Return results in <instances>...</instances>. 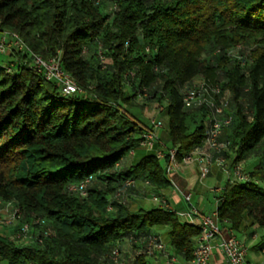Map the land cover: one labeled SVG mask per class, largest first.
Segmentation results:
<instances>
[{"label": "trees", "instance_id": "obj_1", "mask_svg": "<svg viewBox=\"0 0 264 264\" xmlns=\"http://www.w3.org/2000/svg\"><path fill=\"white\" fill-rule=\"evenodd\" d=\"M0 32L43 59L58 56L81 90L62 96L27 55L0 67V203L16 212L13 235L29 229L24 239L0 236V263L150 264L154 227L190 261L198 227L125 201L135 189L126 180L167 187L164 166L153 154L114 166L150 130L134 106L160 108L178 163L205 145L209 107L182 101L197 76L228 101L225 159L259 158L249 181L224 185L219 224L237 231L249 217L264 228V0H0ZM88 177L86 198L68 191Z\"/></svg>", "mask_w": 264, "mask_h": 264}, {"label": "built area", "instance_id": "obj_2", "mask_svg": "<svg viewBox=\"0 0 264 264\" xmlns=\"http://www.w3.org/2000/svg\"><path fill=\"white\" fill-rule=\"evenodd\" d=\"M0 54H7L8 57L11 54L27 55L30 58L29 65L31 69L39 74L45 81L53 82L58 87L59 93L62 96H71L81 93L75 81L60 67L58 56L43 59L34 55L16 34L0 32ZM10 66H12V64H10ZM8 71H10V69H8ZM182 95V101L185 107L207 106L210 109L207 117L209 124L205 139V146L209 153L196 155V157L194 155L195 151L187 154L182 159V162H190L194 158L198 160L200 162L198 168L199 177L200 179H204L209 174V167L213 163L219 167L226 166L227 159H225L222 153L227 149V144L220 142L219 138L223 129L231 122L230 116H224V112L228 110V101L225 98L219 97V88L216 85L208 86L202 84L197 86L191 82L189 89L186 92L183 90ZM215 101H217V103H215ZM149 126L150 130L142 134L138 148H143L148 153L153 154L158 161L160 159L167 160L164 164V171L168 178L177 168L176 148L159 149L157 146V131L161 128V124L155 120H151ZM132 152L133 151H130L129 153L132 154ZM118 167L119 163L115 164L114 168L117 169ZM242 167V164L232 165L231 183L249 181L250 176ZM143 184L145 187H149L148 182H144ZM90 185L91 178L88 177L80 183L69 187L68 191L84 199L87 197V191ZM135 187L136 182L134 180H126L124 182V189H134ZM120 197V193L115 195L116 200H119ZM150 199L153 203L158 204V207L165 208L167 206L166 201L159 199L154 194H151ZM183 200L185 203L189 204L190 194H185ZM218 204L219 201L217 200V206ZM15 214L16 212L11 208L9 218L6 219L5 222L7 226H15L17 223ZM182 215L185 216L193 226L198 227L200 231L196 238L189 264H208L214 248L225 258L227 264H244L247 247L231 234L226 237L222 236V229L217 218V207L209 215H202L199 214L194 207L189 206ZM196 219L198 221L197 223L195 221ZM28 230V226L24 225L19 232H15V234L10 235V237L24 239L27 237ZM145 253L150 259L161 256L165 259L166 264H170L165 245L160 240L159 236L151 235L147 238ZM117 256V252H113L112 260L115 261Z\"/></svg>", "mask_w": 264, "mask_h": 264}, {"label": "crops", "instance_id": "obj_3", "mask_svg": "<svg viewBox=\"0 0 264 264\" xmlns=\"http://www.w3.org/2000/svg\"><path fill=\"white\" fill-rule=\"evenodd\" d=\"M157 136L158 148L166 149L168 146L163 142L165 138L161 134H158V131ZM208 153L209 151L207 147L203 145L194 153V155L196 156ZM160 161H163L164 166L165 160L160 159L159 163ZM199 165L200 162L195 158L190 162L181 161L178 163L177 168L168 176L169 185L165 188L145 187L142 182L136 181L135 189L130 191L125 197V201H127L129 209L133 212L138 209H145L144 207L148 202L153 203L150 196L151 194H154L159 199L166 201L167 206L165 208L170 209L172 212L176 213L177 216H182L184 220L183 223L191 224L189 220L182 215V213L185 212L189 206L194 207L199 214L209 215L216 209L217 200L221 195L224 185L227 182H231L232 160L231 158L227 159L225 167H219L213 163L209 167V174L204 179H200L199 177ZM248 165L249 171L247 172H251L258 167L259 160L253 162L251 161ZM119 167L120 169H123L130 166L126 167L121 162ZM260 181L264 180H257L256 183L258 184ZM185 194H190L189 204L185 203L183 200V196ZM129 202H131V204H129ZM172 205L176 208H172ZM157 207L158 206H153L152 208ZM11 208L12 204L4 205L0 203V218H4V215H9ZM179 220L181 222V219ZM195 221L196 223L198 222L197 219ZM220 227L222 229L223 237L231 234L247 247L244 264H264V228H259L254 225L253 221L249 217L243 220L237 231L230 230L228 223L220 224ZM13 230L14 225H0V236H10L12 235ZM152 233L158 235L162 241L161 235L157 232V229H154ZM163 244L165 245L168 253L170 264H189V261L185 260L179 252L171 248L168 242H163ZM126 254L130 255L131 253L130 251H127ZM152 262H154V264H166L165 259L161 256L155 257L152 259ZM208 264L227 263L225 258L214 248Z\"/></svg>", "mask_w": 264, "mask_h": 264}, {"label": "rangeland", "instance_id": "obj_4", "mask_svg": "<svg viewBox=\"0 0 264 264\" xmlns=\"http://www.w3.org/2000/svg\"><path fill=\"white\" fill-rule=\"evenodd\" d=\"M9 61V57L7 54H0V67H4L6 65V63ZM192 83H194V85H197V86H200L202 84H206L208 86H210L211 84H207L205 82V80L200 77V76H197V77H194L192 79ZM193 85V84H192ZM189 89V86L186 85L183 90L184 92H186L187 90ZM226 99V97H223ZM139 103H142V101H140ZM162 105H166V101H163L162 102ZM159 109L160 108H157L156 107V104H153L151 103L148 107H145L144 109L143 108H140L138 106H134V107H131L129 109V111L134 115L136 116L140 121L141 123H143L144 125H148L149 122L151 120H155L157 122H159L161 124V128L158 130V134H161L165 140L163 141L168 147H169V143L167 142V136H166V131H167V118L166 116L164 115H160L159 114ZM151 153H148L145 149L143 148H136L133 150L132 154L129 153L123 160H122V164L124 166H132V165H135L136 163H138L143 157L149 155ZM259 160L258 157H254V158H250L248 160H246L244 163H242V168H244L246 171H249V168H248V164L252 161H257ZM160 164L163 166V161H160ZM246 165V166H245ZM248 168V169H247ZM264 181H260L258 183V185L260 187H263L264 188V185H263ZM129 204H131V202H129ZM153 206H158V204L156 203H151V202H148L146 205H145V209H150L152 208ZM172 208H176L174 205L171 206ZM4 218H0V225L1 226H5V222H6V219L9 218V215H4L3 216ZM179 219H181V222L183 223L184 220L182 218V216H179ZM7 226V225H6ZM154 229H157V232L161 235V239L164 243H167L168 242V239H167V235H166V231L167 229L166 228H163V227H154L152 228V231H154ZM150 264H153L154 262H152V259L151 261H149ZM0 264H5V263H0Z\"/></svg>", "mask_w": 264, "mask_h": 264}]
</instances>
